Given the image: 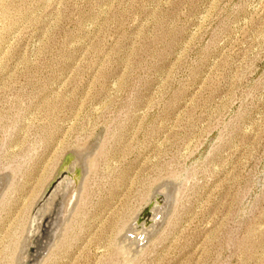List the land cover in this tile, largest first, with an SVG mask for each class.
<instances>
[{
  "label": "rangeland",
  "instance_id": "rangeland-1",
  "mask_svg": "<svg viewBox=\"0 0 264 264\" xmlns=\"http://www.w3.org/2000/svg\"><path fill=\"white\" fill-rule=\"evenodd\" d=\"M0 181V264H264V0H0Z\"/></svg>",
  "mask_w": 264,
  "mask_h": 264
},
{
  "label": "water",
  "instance_id": "water-1",
  "mask_svg": "<svg viewBox=\"0 0 264 264\" xmlns=\"http://www.w3.org/2000/svg\"><path fill=\"white\" fill-rule=\"evenodd\" d=\"M78 158H80V156L75 155L74 153H70L68 155V157L67 156L65 157V160H64L62 166L60 167V169H59V171H58V173H57V175L55 177V181H53L48 186V188L45 191L42 199L39 201L40 203L38 202L39 205L41 203H43L49 197V195L51 194V192L54 191V189H55V187L57 186L58 183H60L64 179H66V182H67V177L68 176L74 179V185L73 186H74V188H77L76 189L77 192L75 194L78 193V190H79V185H78L79 184V180L75 178V175L74 174H75V170L76 169H78V168L79 169L80 168L82 169V164H83V163H81L82 161L80 163L77 161ZM71 160H72V162H71ZM74 161L76 162V164H74ZM73 172H74V174H72ZM155 196H160L161 197V195H158L157 193H156ZM163 200H164L163 202L165 203L164 206H166L167 203H168V201H167V199L165 197H163ZM57 235H58V231H55V229H52V231L50 232V236L45 238L47 241H44L43 240V242L41 244L42 245L41 248L39 249V251H37L38 252L37 253L38 254L37 260L36 261H32L31 260L32 261L31 264H40L41 263L42 259L48 254L49 248H51L52 245L54 244ZM130 235H131L130 237L133 236L132 234H130ZM140 239L142 241V238H140Z\"/></svg>",
  "mask_w": 264,
  "mask_h": 264
},
{
  "label": "bare ground",
  "instance_id": "bare-ground-1",
  "mask_svg": "<svg viewBox=\"0 0 264 264\" xmlns=\"http://www.w3.org/2000/svg\"><path fill=\"white\" fill-rule=\"evenodd\" d=\"M1 182V181H0ZM53 198V195L49 198V200H47V203L46 202H44V204L42 205V206H39V208L37 209V211H36V213H35V216H34V218H33V224H32V226H33V232H36L37 233V230H38V224L40 223V221H41V219H42V216H43V214H44V211H45V209L46 208H48L49 207V201L51 200ZM73 199H74V191H73V188H71V187H68L67 188V191L63 194V197H62V200H61V202H60V204H59V206H58V208H61V209H63L64 210V213L66 214V213H68V211L70 210V207H71V204H72V202H73ZM46 201V200H45ZM75 205V204H74ZM73 206V205H72ZM73 211V210H72ZM70 212V211H69ZM30 223H32V222H30ZM40 225V224H39ZM30 226V228L32 227L31 225H29ZM57 227H58V225H55V228H53V229H55V231H56V229H57ZM29 228V229H30ZM29 234V233H28ZM30 237V236H29ZM31 238V237H30ZM27 239V238H26ZM31 239H33V238H31ZM30 240V239H29ZM24 242V243H23ZM22 243H23V245H22V247L20 248V251H22L21 253H20V255H19V258H20V260H21V264H24L25 263V261L27 260V258L30 256V251L28 250V248H29V246H31L30 244L31 243H29V241L28 240H24ZM19 251V252H20ZM28 251V252H27ZM17 255V256H18ZM19 258L17 257V259H18V262H20L19 261ZM17 259H16V261H17ZM17 262V263H18ZM16 263V264H17Z\"/></svg>",
  "mask_w": 264,
  "mask_h": 264
}]
</instances>
